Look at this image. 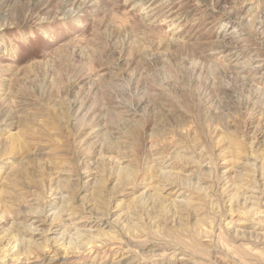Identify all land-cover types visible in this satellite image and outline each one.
<instances>
[{"label":"rangeland","instance_id":"obj_1","mask_svg":"<svg viewBox=\"0 0 264 264\" xmlns=\"http://www.w3.org/2000/svg\"><path fill=\"white\" fill-rule=\"evenodd\" d=\"M0 96V264H264V0H0Z\"/></svg>","mask_w":264,"mask_h":264},{"label":"bare ground","instance_id":"obj_2","mask_svg":"<svg viewBox=\"0 0 264 264\" xmlns=\"http://www.w3.org/2000/svg\"><path fill=\"white\" fill-rule=\"evenodd\" d=\"M1 101H3V100H2V96H0V102H1ZM4 139H6V138H4ZM4 139H1V140H0V145L3 143ZM14 144H15L14 141H10V146H13ZM260 213H261V212H259L258 214H260ZM256 214H257V213H256ZM76 238H77V237H76ZM76 243H77V242H76Z\"/></svg>","mask_w":264,"mask_h":264}]
</instances>
